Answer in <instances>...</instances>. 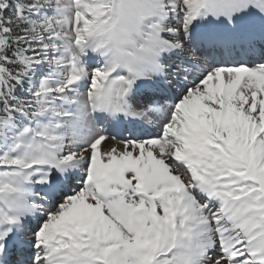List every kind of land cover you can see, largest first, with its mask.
Returning <instances> with one entry per match:
<instances>
[{"label": "snow or ice", "instance_id": "1", "mask_svg": "<svg viewBox=\"0 0 264 264\" xmlns=\"http://www.w3.org/2000/svg\"><path fill=\"white\" fill-rule=\"evenodd\" d=\"M0 264H264V0H0Z\"/></svg>", "mask_w": 264, "mask_h": 264}]
</instances>
